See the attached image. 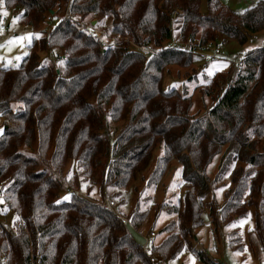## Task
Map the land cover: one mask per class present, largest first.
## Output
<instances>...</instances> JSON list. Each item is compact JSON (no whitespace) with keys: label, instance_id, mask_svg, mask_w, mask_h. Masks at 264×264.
<instances>
[{"label":"trees","instance_id":"16d2710c","mask_svg":"<svg viewBox=\"0 0 264 264\" xmlns=\"http://www.w3.org/2000/svg\"><path fill=\"white\" fill-rule=\"evenodd\" d=\"M206 3L201 13L200 0H3L4 9L20 10L19 25L40 35L16 65L0 66V264H160L186 251L216 264L191 249L202 214L216 231L249 208L264 252V47L244 52L235 73L232 66L220 73V89L206 84L207 95H217L203 116L190 114L184 89L162 86L168 67L193 63V53L163 47L173 31L179 42L243 46L264 30V0L241 14ZM105 19L112 49L81 26ZM147 44L163 49L146 60L135 46ZM48 51L60 52L59 67L41 61ZM108 120L124 122L112 141L104 137ZM155 150L161 154L146 187L174 162L183 189L176 202L150 200L117 214L90 197L97 173L100 197L130 188ZM225 178L230 188L219 207L212 189ZM65 188L85 196L57 203ZM159 213L169 217L157 232L164 237L145 252L130 229L141 233L151 219L154 230ZM228 245L244 251L236 226Z\"/></svg>","mask_w":264,"mask_h":264},{"label":"rangeland","instance_id":"374dc122","mask_svg":"<svg viewBox=\"0 0 264 264\" xmlns=\"http://www.w3.org/2000/svg\"><path fill=\"white\" fill-rule=\"evenodd\" d=\"M263 0H219V2L224 6L229 8L236 14L244 13L247 9L252 7L256 2ZM206 0H200V12H206ZM6 13V15H4ZM20 13V10L4 9L0 3V21L4 19V26L6 28L5 32L0 33V66L10 68L16 65L20 59L24 56L26 52V46L29 44L31 38L28 36L31 32L25 27L19 25L14 18ZM55 22L49 25V29L54 26ZM177 27L175 24L174 28ZM105 28H109V23L105 25ZM178 31H173V35L177 37ZM22 38V39H15ZM109 38V37H107ZM11 40V43L8 41ZM217 43H221L220 46L225 53L224 59L217 60L216 62L204 66L202 62L197 58L196 55L193 57L192 66L188 69L179 68L177 66L168 67V72L163 77L162 86L164 89L174 88L177 92L183 93V89L187 96L191 98V108L190 114L203 116L206 114L207 110L213 105L217 91L207 95V83L209 81L215 82L218 85V89L221 88L222 81L219 79L220 73H226L230 67H233V73L236 71L234 66V61L236 57L241 56L244 52L264 47V30L260 31L254 35L245 45L239 46L235 42L229 39L221 38ZM60 55L59 51H48L46 53H41V61H45L51 66L59 67L60 62L56 59ZM200 66L202 68H200ZM193 69L194 71H191ZM195 75V78L192 76ZM106 122V120H105ZM124 125L123 121L113 123L107 121L106 130L107 134L104 136L109 138L110 141L113 140L116 131ZM161 154V150H155L152 154V159L150 160L148 168L141 173L139 179L133 185L121 191L120 193L113 192L112 190H107V193L103 196H99V173L93 178L96 182H92V190L88 189L90 192V197L104 206H107L110 210L115 213L127 214L137 203L139 209L148 207L149 201L152 202H176L181 196L183 189L178 188L180 185L179 181V166L172 162L169 168L166 170L160 182L155 186L146 187V179L149 173L154 167V163L157 157ZM230 168H235L234 163L228 165ZM210 175V179H213L218 172V162L214 163ZM57 178V176H55ZM64 178H68L65 176ZM220 178V176H219ZM225 181H217L215 183V189L213 186V197L216 204L220 207L223 205L227 190L230 188L228 185V179ZM217 187V188H216ZM75 193L76 195H82L75 189L61 190L56 201H67L69 196ZM88 194V195H89ZM67 196L68 199H63ZM85 196V195H82ZM151 197L152 199H149ZM146 198V202H144ZM208 198L206 199V201ZM146 203V204H144ZM119 211V212H117ZM10 219V218H9ZM169 217L163 213H159L158 218L154 221V230L150 229L151 219L149 220L146 227L141 233L135 232L130 229V233L134 239L142 244L145 252H149L150 245L148 243V235L151 233L156 234L155 243L159 242L164 235L157 232L163 227ZM203 225L194 229L193 238L191 239V249L195 252H202L210 260L216 264H264V252L260 249L256 236L251 233L254 228V210L249 208L247 214L244 218L233 223L229 226L221 224L216 231L212 229L210 225L207 212L202 214ZM236 226L238 228V235L241 237L244 251L239 253L234 249L230 248L228 245V234L230 229ZM153 242V241H152ZM160 264H201L190 251L182 252L178 257L169 260L168 262H162L156 260Z\"/></svg>","mask_w":264,"mask_h":264},{"label":"built area","instance_id":"2783aa9c","mask_svg":"<svg viewBox=\"0 0 264 264\" xmlns=\"http://www.w3.org/2000/svg\"><path fill=\"white\" fill-rule=\"evenodd\" d=\"M242 1V0H239ZM106 25V19L103 20V23H99L97 25L96 20L90 21L86 26H82V29L86 32H89L92 34L95 41L100 42L102 48L109 47L110 49L117 46L116 40H109L106 42L103 38L105 37V28ZM6 28L4 26V19L0 21V33L5 32ZM165 48H170L171 50L176 51H184L193 53L197 56V58L202 62L204 66H207L209 64H212L216 62L217 60L224 59L225 53L223 52L222 47L220 46V43L216 44H207L205 46H200L198 43V39L188 40L186 42H179L177 40V37L174 35L170 40L165 42L164 46ZM163 47H155L151 44H147L145 46H135V50L138 51L143 55V57L148 60L153 54L159 52ZM58 62L62 60V57L57 58ZM234 66L236 68H241L242 62L240 60V56L236 57L234 61ZM156 234L151 233L148 235V243L151 244L152 240L154 239Z\"/></svg>","mask_w":264,"mask_h":264},{"label":"snow or ice","instance_id":"6c2138e0","mask_svg":"<svg viewBox=\"0 0 264 264\" xmlns=\"http://www.w3.org/2000/svg\"><path fill=\"white\" fill-rule=\"evenodd\" d=\"M0 3H3V0H0ZM4 15H6V13H4ZM19 17H17V18H14V21L13 22H15V20L16 19H18ZM33 35H35L36 37H39V33H36V34H28V36L31 38ZM15 39H22V38H15ZM12 41L11 40H9L8 41V43H11ZM63 199H68V197L67 196H65V197H63ZM0 203H2V201H0ZM57 203H59V201H57Z\"/></svg>","mask_w":264,"mask_h":264}]
</instances>
